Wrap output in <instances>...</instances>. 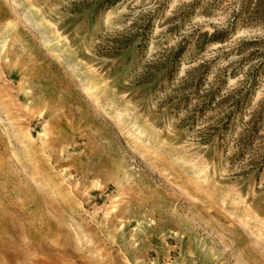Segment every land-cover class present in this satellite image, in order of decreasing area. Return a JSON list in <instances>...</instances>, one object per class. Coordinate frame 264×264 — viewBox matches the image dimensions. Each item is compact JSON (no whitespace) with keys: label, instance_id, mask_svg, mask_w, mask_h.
I'll use <instances>...</instances> for the list:
<instances>
[{"label":"rangeland","instance_id":"1","mask_svg":"<svg viewBox=\"0 0 264 264\" xmlns=\"http://www.w3.org/2000/svg\"><path fill=\"white\" fill-rule=\"evenodd\" d=\"M0 264H264V0H0Z\"/></svg>","mask_w":264,"mask_h":264}]
</instances>
